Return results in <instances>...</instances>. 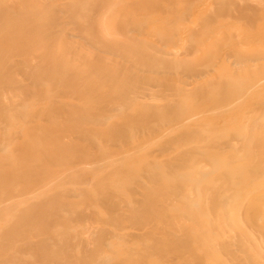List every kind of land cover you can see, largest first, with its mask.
<instances>
[{
    "label": "bare ground",
    "instance_id": "bare-ground-1",
    "mask_svg": "<svg viewBox=\"0 0 264 264\" xmlns=\"http://www.w3.org/2000/svg\"><path fill=\"white\" fill-rule=\"evenodd\" d=\"M224 2L221 4L225 12L221 10L228 15ZM227 2L228 6H235L236 17H246L247 24L255 27L248 28L253 30V34H247L250 38L243 33L242 39L256 43L253 51L241 48L243 53H228L229 49H241H223L227 56L233 55L234 64L247 65V72L248 65L264 61V0ZM150 6L155 9L150 10ZM177 8L169 9L159 0H0V264H173L172 259L180 258L186 252L184 249L193 244L198 248V241L202 246L197 249L194 245L192 254H206L202 242L225 228L233 231L227 242L239 240L236 250L242 251L250 238L249 229L264 234V214L259 212L264 208V95L253 98L259 90L264 93V87L251 90V86L238 84L240 81L234 77L222 81L224 78L219 79L216 73L222 82L220 86L212 73L223 92L210 108L211 118L218 122L216 117L231 111L235 117L245 115L248 121L241 128L239 122L235 129L227 123L226 115L218 131H211L214 128L210 124V131L204 127L188 131L186 124L194 125L196 111L205 107L199 109L198 105L189 104L193 97L205 94L200 91L203 87L197 84L201 80L198 78L197 82V77L219 71L226 54L218 50L221 57L218 54L215 58L211 48L216 45L214 50L218 46L221 49L220 44L229 40L230 31L226 30L231 22H227L230 25L225 30V22L224 26L218 25L221 20L217 13L220 21L214 27L213 20L217 18L210 15L212 19L206 20L205 26L211 22L213 27L205 30L211 35L223 29L227 34L216 44L211 42L210 51L206 50L210 55H201L202 59L197 58L200 62H186L172 52L177 42L187 40V54L203 45V40L190 36L194 32L187 39L174 37L179 35L176 31L180 32V25L177 28L173 22L177 25L184 19L180 11L184 9ZM190 10L187 13L191 14ZM200 11L192 10V14L204 17L207 11ZM206 16L200 17L199 22L194 19L198 24L206 23ZM163 18H168L165 20L172 23L174 29L170 27L175 32L168 30L169 24L164 28L147 26L149 21ZM205 30L202 31L207 34ZM259 64L261 68L255 67L256 70L264 72V63ZM251 66L250 71L254 69ZM249 76L253 79L254 75L250 72ZM194 78V85H198L194 87L198 89H193ZM187 82L193 88L183 86ZM211 83L214 85L213 80ZM142 94L150 95L156 102L140 101L138 96ZM187 119L191 121L186 122ZM183 125L188 132L180 127ZM178 127L182 134H178ZM255 137H262L263 142L258 138L261 143L252 145ZM179 147L183 150L177 151ZM226 149L228 156L222 154L227 159L219 156L221 160L217 154ZM173 150L177 156L171 154ZM256 152L261 156L256 157ZM214 155L217 159L213 160L222 166L215 170L221 180L215 176L213 180L218 182L214 185L213 180L212 185H198L199 175L211 173L210 159ZM174 159L179 160L172 162ZM160 165L166 170H159ZM222 168L227 172L225 177L224 172L219 176ZM162 187L173 191L168 195L165 192V199L171 201L176 197L183 201L186 212L181 209L179 213V208L174 207L180 204L176 200L170 204H179L172 207L163 202L158 191ZM243 190H248L247 196L249 192L255 193L245 197L251 199L248 204L238 196ZM143 196L149 199L148 203L143 198L146 204L142 199L145 207L139 204ZM210 196L209 208H196L202 198ZM242 202L247 205L245 211V205L241 208L244 212L238 207ZM173 207L178 209L176 214L184 213L190 224L177 228L181 215L177 217ZM150 209L157 210L151 219L146 215ZM252 216L256 218L250 219ZM88 222L97 224L88 232L89 239L83 236ZM174 222V228L180 229L175 233L193 232L196 239L190 235L188 239L192 237L196 243L187 242V237L186 242L179 243L181 236H187L182 231L180 237L176 235L179 238L170 239ZM203 223L207 228L199 233L197 227ZM129 227L133 232L127 231ZM159 230L161 236L155 233ZM221 241V253L234 257L233 241L231 246ZM217 242L220 243L219 239ZM212 248L214 254L218 249L214 245ZM148 252L154 256L156 252L158 257L148 259ZM185 257L187 260H179L180 264H187L190 257ZM194 260H189V264L198 263Z\"/></svg>",
    "mask_w": 264,
    "mask_h": 264
},
{
    "label": "rangeland",
    "instance_id": "rangeland-1",
    "mask_svg": "<svg viewBox=\"0 0 264 264\" xmlns=\"http://www.w3.org/2000/svg\"><path fill=\"white\" fill-rule=\"evenodd\" d=\"M160 1V3H162V4H164V5H166V6H168L169 7V9H170V7H172L173 9L174 8H176L175 10H178V8L177 7H179L180 9H184V10H180L182 13H184V19H183V21L182 22H177V25H176V22H173V24L178 28V26H179V28L177 29V28H175V30L177 29V30H180V32L181 33H183V35H181V33L179 32V31H176V33L178 32L179 33V35H174V37L175 36H181V38L180 39H183V37H184V39H187L186 37H188L189 38V35L192 33V32H194V34L192 35H190V36H194V37H200L202 40H203V42H202V44L203 45H200L199 46V48L197 49V50H195L193 53L192 52H190V53H187V54H185L188 50H187V47H186V50H185V47L184 46H186V41H181V42H177V46H175L174 48H173V50H172V52H175V53H177L176 55H177V57L176 58H180V59H183V60H185L186 62H188L187 60L189 59V61L190 62H197L199 59H202V56L204 57H206V55H208L210 52H208V51H206V50H209L210 48H211V46L210 45H213V43H211V42H214V44H216V42L218 41V39H221L222 38V36L223 37H225L224 35L225 34H227V32H225L223 29L222 30H219V31H215V32H213V33H211V35L208 33V31H206L205 29H209V28H212L213 27V23L211 24V22H210V24L208 25V26H210V25H212V26H210V27H208L207 26V28H206V26L205 25H207V22H206V20H208L209 19V17H210V15L212 16V17H214V18H217V20L215 19V21L213 20V22H219L220 20V24H218V25H222V26H224V24H223V22H225L226 23V25H225V27H222V28H224L225 30L227 29V25L229 24L230 25V23H227V22H231V25L230 26H228L229 28L226 30V31H230V32H228L233 38L230 40V37H228L229 38V40L228 39H225V40H227L226 42H223V43H221L220 45H221V49H218L219 48V46H218V48H217V50H214L215 48H216V45H215V48H214V45H213V49L211 48V50H212V55L211 56H213V55H215V58L218 56V54L220 53V52H218V50L219 51H221V54H226V53H223L224 51H225V49H226V51H227V47L229 48H232V49H235V48H244L245 49V51L247 50V48L248 49H251L252 48V51H253V45H256V43L254 44L252 41H250V43H249V41H248V43H247V41L245 42H242V39L244 38V36H246V37H248V38H250L249 37V35H247V34H253V33H250V32H252L253 30H250L249 31V29L250 28H253V27H250L248 24H247V21H249L248 19H246V17H244V18H239V17H236V10H234V7L232 6V4H230L229 6H228V2H227V0L225 1V2H227V3H225L224 1H221V0H159ZM221 1V3L222 2H224L223 4L227 7H225L226 8V14L228 13V15H225L224 13H223V11L221 10V8H223V6H222V4L221 3H219ZM243 1H241V3H242ZM244 3V2H243ZM176 6V7H175ZM231 7H233V8H231ZM192 8V10L193 11H196V13H198V11L199 10H201L200 11V14H202L203 13V11H207L206 13H204V17L206 16L205 14H209V16H206L207 18L205 19V22L206 23H204V22H202L201 23V21H200V24H198V22H199V20H201V18L203 17V16H201L200 14H198V15H200V17L199 16H196L194 13L192 14V10H190ZM149 9L150 10H154L155 8L153 7V6H150L149 7ZM148 9V10H149ZM185 9H187V11H185ZM188 9L191 11V14H189V13H187V12H189L188 11ZM195 9V10H194ZM204 9V10H203ZM220 9V10H219ZM224 9V8H223ZM237 9V8H236ZM124 11V10H123ZM183 11H185V12H183ZM217 11H222V13H220V12H217ZM178 12V11H177ZM209 12V13H208ZM215 12V13H214ZM224 12H225V9H224ZM220 15H218V14ZM215 14V15H214ZM223 14V15H222ZM193 15H195L194 17H193ZM219 16V18H220V20L218 21V16ZM235 16V17H234ZM254 16V15H253ZM203 17V18H204ZM194 18H196L197 20H198V22H197V20H195ZM237 18V19H236ZM165 19H168V18H163L162 20L160 19V20H157V21H149V23L147 24V26H158V27H162L163 25V28L166 26L165 24H169V22H167ZM212 19V18H211ZM211 19H209V21L211 20ZM196 22H195V21ZM202 21H204V19H202ZM214 23V24H215ZM217 23L215 24V26L214 27H216V25H217ZM222 23V24H221ZM246 23V24H245ZM196 24V25H195ZM198 24V25H197ZM203 24V25H202ZM162 25V26H161ZM170 25H171V27H172V23L171 24H169V27H170ZM246 25V26H245ZM261 25H264V24H261ZM261 25H259V26H261ZM198 26V27H197ZM202 26V27H201ZM245 26V27H244ZM167 27V26H166ZM169 27H167L168 28V30H172V29H174V27H172V29H171V27H170V29H169ZM182 27V28H181ZM190 27L193 29H195L196 27V31L198 32H196L194 29L192 30V31H190L191 29H190ZM200 27V28H199ZM264 26H261V29H264L263 28ZM181 28V29H180ZM202 28V29H201ZM245 28H247V29H245ZM249 28V29H248ZM255 28V27H254ZM253 28V29H254ZM257 28V27H256ZM260 28V27H259ZM199 29H200V31H199ZM182 30V31H181ZM205 30V32L207 33V34H205L203 31ZM257 30V29H256ZM170 31H168V32H170ZM173 32H175L174 30H172ZM171 31V32H172ZM170 32V33H171ZM202 32V33H201ZM249 32V33H248ZM255 32V31H254ZM175 33V34H176ZM195 33H196V35H195ZM199 33H201V35H203V33H204V35H203V37L200 35L199 36ZM245 35H244V34ZM262 33V32H261ZM263 33H264V31H263ZM186 36H185V35ZM206 35V36H205ZM244 35V36H243ZM205 36V37H204ZM209 36V37H208ZM243 36V37H242ZM262 36H264V34L262 35ZM208 37V38H207ZM178 38V37H177ZM176 38V39H177ZM248 38H246V39H248ZM190 40V39H189ZM188 40V41H189ZM196 40V39H195ZM216 40V41H215ZM186 44H185V43ZM236 42V43H235ZM252 42V43H251ZM183 44H185V45H183ZM231 44H234L235 45V47H234V45H231ZM78 45H79V43H78ZM204 46H205V48H207V49H205L204 48ZM232 46V47H231ZM209 47V48H208ZM225 48V49H224ZM254 48H258V47H255L254 46ZM82 49H85V47L83 46L82 47ZM172 49V48H171ZM205 51H203V50ZM223 49H224V51H223ZM232 50V51H230L231 49H229L228 50V53L230 52V53H234V51L236 52V51H243V50ZM214 50V51H213ZM210 51V50H209ZM249 51V50H248ZM247 51V52H248ZM185 52V53H184ZM213 52L214 53H216V54H213ZM244 52V51H243ZM242 52V53H243ZM251 52V51H250ZM174 53V54H175ZM204 53V54H203ZM227 53V54H228ZM227 54L224 56V58H223V60H217V62H221L222 64H221V66H220V69H219V71L220 70H222L223 71V73H222V75L220 74V72L218 71V70H216L215 71V73H214V71H210L209 73V75H207L206 74V76L204 77V73H203V75L201 76L200 75V77H197V84L199 85V87H203L200 91L202 92V93H205V94H200L201 96H197V97H193L192 99H190V103L189 104H191V103H194V104H191L192 106H196V107H198L199 109L203 106H205L201 111L200 110H197V111H199V112H197L196 111V114L194 115L193 113H192V115H194V117H196V121L194 122V125L193 124H189V123H187L186 124V122H190L191 120L192 121H194V117H190L191 118V120L190 119H187V121L186 122H183L184 124H186V126H187V130L188 129H190V128H196L197 127V129L198 128H201V127H204L205 128V130H207V131H210V126L211 127H213L214 129H211V131H213V130H216V131H218L220 128H221V126H222V122H224L225 121V119H224V117L227 115V119H226V121H227V123H229V124H231V126H232V128H234L235 127V129H236V127H237V125H238V127H239V125H240V127L239 128H241L248 120V117H246L245 115H237L236 117H235V115H233V114H231V111L229 112V111H227L226 112V114H225V116H218V117H216L215 119H218V122L217 121H215L214 119H212L211 118V116H212V110L210 109L212 106H213V103H214V101H215V99L219 96V95H221V93L223 92L222 90H221V88H218L217 86H221V80H219V79H222V78H224V79H222V81H225L227 78L229 79V78H231V77H234V79H238L240 82H238V84H242L243 86H245L246 85V87L247 86H251L250 88H251V90L252 89H256L258 86H260V87H264V83L262 84V82H264V75H261V74H264V72H261V70H260V72L258 71V69L256 70V68L255 67H259V68H261L260 67V65H262V64H259V63H264V61H259L256 65H255V63H252V64H250V65H252L251 67H254V69L252 70V71H250L252 68H250V65H248L249 66V70L247 71V72H245L247 69H248V67H247V65H242V63H238V62H235L236 64H234V61H233V59H234V57H233V55H232V57H230L231 55H228L227 56ZM175 55V56H176ZM179 55V56H178ZM196 55H198V57L196 56ZM202 55V56H201ZM210 55V54H209ZM200 56V57H199ZM196 57V58H195ZM219 57H221L220 56V54H219ZM191 58V59H190ZM197 58H199V59H197ZM230 58V59H229ZM194 59V60H193ZM225 59V60H224ZM193 60V61H192ZM227 60V61H226ZM184 62V61H183ZM198 62H200V60L198 61ZM241 64V65H240ZM238 65V66H237ZM264 65V64H263ZM241 66V67H240ZM247 67V68H243V67ZM224 67V68H223ZM240 68H243V69H240ZM245 69V70H244ZM179 72V71H178ZM178 72H176V73H174V76H176L177 77V75L179 76V73ZM181 72V71H180ZM249 72V73H248ZM250 72H251V74H252V76H253V79H252V77H250L249 76V74H250ZM214 74V76L216 77V75H217V77H219V79H217V77H216V79H217V81H218V83H220L219 85L217 84V81H216V79L214 80V78L212 77L213 76V74ZM217 73V74H216ZM225 73V74H224ZM242 73V74H241ZM246 73V74H245ZM256 73H258L257 75H256ZM216 74V75H215ZM212 75V76H211ZM225 75V76H224ZM226 75H231V76H227L226 77ZM256 75V76H255ZM259 75H261V76H259ZM172 77V75H170V77L171 78H175V77ZM181 76L183 77V74L181 73ZM211 77V79H209V78H206V77ZM220 76H222V78H220ZM263 76V77H262ZM162 78H164V77H162ZM166 79H168L167 77H165ZM196 78V77H195ZM193 79V80H190L189 79V81H193L192 83H193V87L196 85H194V82H196L195 80L196 79ZM198 78H200V79H198ZM204 78H206V79H204ZM213 78V79H212ZM226 78V79H225ZM203 79V80H202ZM205 80V81H204ZM214 81V85L216 86V88L214 89V85L211 83V81ZM166 81V80H165ZM187 81H188V79H187ZM204 81V82H203ZM209 81H210V83H209ZM254 81V83L255 84H253L252 82ZM134 82V81H133ZM184 82H186V80H184ZM201 82H203V83H201ZM188 83L189 82H187V83H185L186 85H183V86H186V88L188 87V86H190V87H188V88H193V87H191L192 85H191V83L188 85ZM206 85H205V84ZM250 83V84H249ZM252 83V84H251ZM101 84V83H100ZM134 84V83H133ZM183 84V83H182ZM188 85V86H187ZM198 85H196V86H198ZM254 85V86H253ZM154 86H156V85H154ZM154 86H153V89H154ZM207 87V89H205L206 87ZM125 87V86H124ZM148 87V86H147ZM156 87H158V86H156ZM155 87V89H157ZM209 87V88H208ZM255 87V88H254ZM197 87H194L193 89H196ZM198 89V88H197ZM200 89V88H199ZM204 90H207V91H205L204 92ZM213 90V92H211ZM222 91V92H221ZM198 92V91H197ZM250 92V91H249ZM260 90H259V93H258V95H256V93H254V99H255V97H257V98H259V97H261V95L263 96L264 95V93H261L260 94ZM219 94V95H218ZM145 95V94H144ZM143 94H142V96L140 97V96H138V99L140 100V101H146V103L149 101V102H156V100L154 99V101H153V99H152V97H150V95H145L144 96ZM212 95V96H211ZM148 96V97H147ZM147 97V98H146ZM264 97V96H263ZM5 98V97H4ZM150 98V99H149ZM196 98V99H195ZM256 98V99H257ZM260 99V98H259ZM138 100V101H139ZM192 100V101H191ZM212 100V101H211ZM210 101H211V104H210ZM207 102H209V104L207 103ZM205 103H207V105L205 104ZM199 104H201V106L199 105ZM204 104V105H203ZM190 105V106H191ZM198 105V106H197ZM210 105V106H209ZM247 106V105H246ZM195 107V108H196ZM247 108H250L249 106H247ZM206 110H208V111H206ZM203 111H206V112H204L206 115H208V116H206L207 118H208V120H206L205 121V119H207L206 117H204V113H202ZM231 114V116H232V118H230L231 116H229ZM141 115V114H140ZM139 115V116H140ZM199 116V117H198ZM198 117V118H197ZM136 117H134V119H135ZM220 118V119H219ZM235 118V119H234ZM242 118V119H241ZM211 119V120H210ZM240 119H241V121H240ZM132 120H133V118H132ZM142 120V119H141ZM210 120V121H209ZM214 120V121H213ZM247 120V121H246ZM129 121V124H130V120H128ZM213 121V122H212ZM220 121H221V123H220ZM231 121V122H230ZM197 122V123H196ZM211 122V123H210ZM239 122H241L240 124H239ZM220 124V126H219V124ZM132 125L134 124V121L131 123ZM189 124V125H188ZM197 124V125H196ZM199 124V125H198ZM209 124H210V126H209ZM214 124H215V126H214ZM196 125V126H195ZM213 125V126H212ZM217 125V126H216ZM233 125H234V127H233ZM236 125V126H235ZM185 125H183V127L182 126H180L182 129H185V132H188V131H186V128H184V127H186ZM191 126V127H190ZM180 127H178L177 129L179 130H181V128ZM192 128V129H193ZM195 128H194V130H195ZM210 128V129H209ZM239 128H237V130L239 129ZM175 130L174 131V133L175 134H177L178 133V130ZM191 129V130H192ZM193 130V131H194ZM181 132V133H180ZM178 134H182V130L180 131ZM185 132H183V134L185 133ZM191 132V131H190ZM173 133V132H172ZM173 133V134H174ZM261 140L262 139V137H255V139L254 138H252V145H256L257 143H258V141H259V139ZM261 142H263V140H261ZM260 141H259V143H261ZM178 149H180V147L179 148H177L176 150L177 151H180V150H183L182 148L180 149V150H178ZM176 150H173L172 151V153L171 154H176V156L178 155L177 153H175V152H177ZM174 152V153H173ZM182 152V151H181ZM226 152V153H225ZM228 150L226 149V150H224V152H221V153H219V154H217V156L219 157V156H222V158H224V160H226L227 158H225V156L227 155L228 156ZM230 152V151H229ZM180 153V152H179ZM222 153H224L225 154V156H223V154ZM222 154V155H221ZM171 156H173V155H171ZM261 155L259 154V153H257L256 152V157H260ZM164 157V159L166 158V156H163ZM170 157V156H169ZM174 157V156H173ZM214 157L216 158V155H214L213 157H211V161H213V163H212V167L210 168V171H211V173L208 171V173L205 175V174H202V175H199L198 176V174H197V176L200 178V179H197V180H199L198 182H197V184L199 185V184H206V183H208L209 185L212 183L211 181L213 180V178L215 177V179L216 180H221L220 178H218L217 177V175H218V173L216 172V171H219L220 169L219 168H221L220 167V164H219V162L218 161H216L215 162V160H213L214 159ZM159 158V160L162 158V157H158ZM219 158H221V157H219ZM222 158H221V160H222ZM157 159V158H156ZM217 159V158H216ZM124 160V159H123ZM122 160V161H123ZM179 160V159H178ZM177 159L175 160H173L172 162H176V161H178ZM219 161H220V159H218ZM119 161H121V160H119ZM118 161V162H119ZM221 162V161H220ZM120 163V162H119ZM218 164V165H217ZM219 166V170H216L217 169V167ZM162 169H164V166H162V165H160L159 166V170H162ZM223 169L224 168H222L221 170H222V172L220 171V174H219V176L221 175V174H223V172H224V174H223V176L225 177V174H227V172L225 173V171H223ZM164 170H166V169H164ZM164 170H162V171H164ZM216 170V171H215ZM203 175H205V176H203ZM230 174H229V172H228V176H229ZM197 176H195V177H197ZM222 176V178H224ZM227 175H226V177H228ZM197 177V178H198ZM214 182H213V185H214V183H216V182H218V181H215V180H213ZM211 182V183H210ZM212 185V184H211ZM165 188V189H164ZM169 188V187H168ZM162 190V192L160 191V190H158L159 191V193L161 194L162 193V195H163V197H164V194H165V192H166V194L168 195V193H172V192H167V187H162L161 188ZM167 189V190H166ZM144 191V190H143ZM142 191V192H143ZM242 191V190H241ZM241 191L238 193V196L239 195H241L240 197H242L243 199H244V201H248L247 203L246 202H242L241 203V205L239 204L238 205V207L240 208V210H241V208H243L244 209V205H245V209H244V211L247 209V205L246 204H248V203H250L251 202V199L249 200V199H245V197L246 198H248V196L251 194V195H253L254 194V196H255V193L253 192H249V194H248V196H247V192H248V190H245L246 192L244 193V190H243V192L241 193ZM253 191H255V190H253ZM164 192V193H163ZM259 193V191H257L256 190V193ZM165 194V195H166ZM141 195H142V193H141ZM244 195V196H243ZM259 195V194H258ZM258 195H256V196H258ZM146 197L147 196H143V197H140L139 198V204H140V206L141 207H145L144 206V204H142L143 202H145L146 200H147V202H148V198L146 199ZM166 197V196H165ZM165 197H164V200H163V202H168V205H170L171 207H172V204H179V203H177V202H180V204L179 205H175L174 207H176V208H179V210L178 209H176V208H174L173 210H175L176 212H174L175 214L176 213H178L177 212V210L179 211V213H181V212H186V211H184V206H182L181 204L183 203V201H182V203H181V201H177L176 200V197H173V199L170 201L169 199H165ZM169 197H170V195H169ZM202 197H203V195H202ZM201 197V198H202ZM146 199V200H144V199ZM175 198V199H174ZM249 198H251V197H249ZM262 199H264V197H261ZM142 199H143V202H142ZM173 200H176L177 202L176 203H172V204H170ZM212 200V196H210V197H207L206 199H205V197H204V199L202 198L200 201H202V202H200V204H197L196 205V208H198V209H201V210H206V208H209V206L211 205V201ZM109 201H112V199L111 200H109ZM261 201H263V200H261ZM167 202H166V204H167ZM149 203V202H148ZM244 203H246V204H244ZM145 204H146V202H145ZM242 204H243V206H242ZM97 205H99V203L97 204ZM149 205V204H148ZM147 205V206H148ZM184 205V204H183ZM200 206V208H199V206ZM99 206H101V204L99 205ZM240 206H242V207H240ZM249 206H250V204H249ZM248 206V207H249ZM182 207V208H181ZM238 207L236 206V208L238 209ZM181 209H183V210H181ZM154 209H150V211H146V212H148V213H146V215L148 216V217H150V219L152 218V215H153V217L155 216V211H157V210H154ZM180 210H181V212H180ZM239 210V209H238ZM261 210H262V212H261ZM259 212H260V215H262V214H264L263 212H264V208L263 209H261ZM145 211V210H144ZM242 212H244L243 210H241ZM153 212H154V214H153ZM239 212V214L241 213L240 211H238ZM138 213H143V212H138ZM157 213V212H156ZM262 213V214H261ZM152 214V215H151ZM144 215H145V213H144ZM177 215V217H179L180 215H181V217H179L180 219H179V222L180 223H177L178 224V226H177V228L179 227L180 228V226H181V228H182V226L183 227H185L186 225H188V224H190L189 223V220L187 219V217H186V215L183 213V214H176ZM183 215V216H182ZM241 215V214H240ZM255 217V216H254ZM253 216L252 217H250V219L251 218H254ZM256 218V217H255ZM178 221V220H177ZM258 222H261V220L259 219L258 220ZM97 223V222H96ZM88 224H89V228H85L86 230H87V232L85 231V229H84V231H83V236L84 237H86V238H90V235L88 234V232L90 231V230H92V228H94V226H97V224H95V222H88ZM151 224V223H150ZM179 224H182V225H179ZM175 225H176V223L174 222V225H173V228H172V231H173V233L171 234V236H170V239H173L172 238V236L174 237H176V235L177 236H179L180 237V235L182 234V233H184V234H182V235H185V232H183L182 230V233H181V231L177 234V233H175L174 232V230L176 231L177 230V228L175 229L174 227H175ZM148 226V225H147ZM200 227H197L198 229H197V231L199 232V233H201L202 231H204L207 227L205 226V224L203 223V224H201V225H199ZM180 229H178L177 231H179ZM251 232H247V235H248V237H250L249 239H246V245H245V243H244V241H242L243 243H244V250L242 251V250H240V248H239V250H236V249H238L237 247V245H238V241L236 242L235 240L233 241V239H231L232 241V243H233V245H232V243L230 242V243H228L227 241H230V239L228 240V237L229 236H231L232 234H233V231L231 230V229H229V228H225V229H222V230H220L216 235H214V237H208V238H206V240L204 241V242H202L203 243V247L202 248H206L205 250H202V251H205V253L206 254H204V253H202V252H200V255H199V253H198V251H200V249L199 250H196L197 251V255L200 257L201 255H204V256H201L200 258L201 259H203V261L199 258V257H197V255H194V254H192V252H194L195 251V249L197 248V244L195 245V244H193V246H191V248H189V249H193V251H191V250H189V249H184L186 252H184L183 251V253L184 254H188V255H184L183 253H182V256L180 257V258H177V257H175L176 259H178L177 261L179 262V260H181V261H184V259H186L187 257H185V256H188V259H189V257H190V259L189 260H191L192 262H193V258H195V262H196V260H198L196 263L197 264H264V234H263V232H262V235H263V237H262V235H261V232H257V231H254V230H251V229H249ZM127 231L128 232H133V228H131V227H129V228H127ZM163 231V230H162ZM176 231V232H177ZM254 233H253V232ZM161 231L159 230V231H157V232H155V233H158V235L159 236H161V233H160ZM255 232H257L256 234H255ZM181 233V234H180ZM190 233V234H189ZM249 233H250V235H249ZM259 233V234H258ZM192 234V235H191ZM194 233L192 232H186V235L187 236H181L180 237V239L181 238H183V239H178L179 240V243H183V241L184 242H188V241H191V240H193L194 241V238H195V235H193ZM158 235H156V236H158ZM193 236L194 238L193 239H191L190 238V240L188 239V236ZM141 236H142V234H141ZM174 237V240L175 239H177V238H179V237H176L175 238ZM186 237H187V239H186ZM142 238V237H141ZM184 239H186V241L184 240ZM196 239V238H195ZM219 239V244H218V242H217V240ZM224 239H227V240H224ZM251 239V240H250ZM178 240H176V242H178ZM183 240V241H182ZM211 240H212V242H211ZM221 240H223V241H226L228 244H230V246L232 245V247H233V249L235 250V253H234V257L232 256H230V255H228V254H224V252H222L221 253V250L218 248V246H220V244H222V241ZM182 241V242H181ZM195 242V241H194ZM214 243L213 245H214V247L215 248H217L218 250L215 252L214 251V254H212L213 252V248H212V246L213 245H211V243ZM196 243V242H195ZM236 245H235V244ZM216 244V245H215ZM240 244V243H239ZM194 245L196 246V248L194 247ZM198 245H199V247L201 248V246H200V244H199V241H198ZM217 246V247H216ZM248 246V247H247ZM193 247V248H192ZM198 247V248H199ZM231 247V248H232ZM245 247H246V250H245ZM197 248V249H198ZM212 248V249H211ZM249 249V251L247 252V250ZM234 250H233V252H234ZM191 252V253H190ZM218 252V253H217ZM246 253V254H245ZM250 253H251V255H250ZM154 254H155V256H157L158 257V254L156 253V252H154ZM190 254V255H189ZM147 255H150V257L149 256H147ZM183 255H184V259H183ZM207 255V256H206ZM237 257H236V256ZM252 257V259L249 257ZM145 256H147L148 257V259L149 258H154L155 259V256L154 255H152V252L151 253H147V254H145ZM142 257V258H147V257ZM193 257V258H192ZM203 257H205V260H206V262H205V260H204V258ZM238 257H240V258H238ZM175 258H173L172 259V261H173V264H174V261H175V264L177 263L176 262V259ZM192 258V259H191ZM197 258V259H196ZM251 260H250V259ZM254 258H256V259H254ZM183 259V260H182ZM142 260V259H141ZM144 260V259H143ZM147 260V259H146ZM187 260V259H186ZM188 260V261H189ZM145 261V260H144ZM144 261H142V262H144ZM186 262L185 261V263H187V264H189V262ZM200 261V262H199ZM204 262V263H202V262ZM251 261H253V262H251ZM191 262V263H192ZM145 263V262H144ZM169 264H170V262H168ZM167 263V264H168ZM190 263V264H191ZM163 264H165V263H163ZM178 264H180V262L178 263ZM181 264H182V262H181Z\"/></svg>",
    "mask_w": 264,
    "mask_h": 264
}]
</instances>
